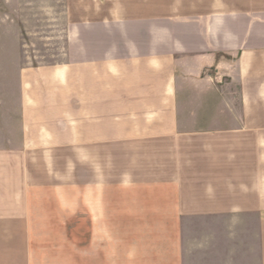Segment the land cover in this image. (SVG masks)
<instances>
[{
    "label": "crops",
    "instance_id": "crops-1",
    "mask_svg": "<svg viewBox=\"0 0 264 264\" xmlns=\"http://www.w3.org/2000/svg\"><path fill=\"white\" fill-rule=\"evenodd\" d=\"M113 1L76 21L61 61L20 64L1 89L0 264H82L83 249L114 264L111 242L74 239L72 259L33 243L79 236L83 219L112 237L115 197H87L85 211L81 196L46 193L114 183H224L232 196H122V219L173 221L169 247H147L155 264H264V0ZM37 73L51 80L23 77ZM35 192L73 211L35 212Z\"/></svg>",
    "mask_w": 264,
    "mask_h": 264
},
{
    "label": "rangeland",
    "instance_id": "rangeland-1",
    "mask_svg": "<svg viewBox=\"0 0 264 264\" xmlns=\"http://www.w3.org/2000/svg\"><path fill=\"white\" fill-rule=\"evenodd\" d=\"M129 1V0H128ZM120 2L128 3L126 0ZM116 3L113 0H0V117L10 115L9 109L2 101L4 86L19 83V75L16 67L20 64H28L37 67L41 64L56 63L63 59V52L72 50L73 43L70 37L75 35L82 26L75 25L81 18H99L105 15V4ZM103 9V12H102ZM76 32V33H75ZM24 78L36 82H49L51 77L45 75L29 74ZM60 164L66 163V167L72 164V150H65L63 155H57ZM63 159V162H62ZM214 187V190H213ZM224 183H114L108 188L83 187L74 189L67 187L63 190L55 189L54 193H46L47 196H65L73 199L74 196L82 197V209L89 210V202L85 198L96 194L115 197L113 209V235L105 233L91 237L88 234L89 220H82L81 235H36L33 243L36 248L42 250L45 257L57 256L59 259L73 258V248L69 245L76 242L82 247L89 248L94 244L104 247L106 241L113 244L114 264H153L152 252H146L147 247H169V233L172 220H145L140 226L137 222L130 224L121 216V197L127 195L155 196V195H186L187 191L192 195L203 190L210 191V195H231L232 190L221 188ZM213 191V193H212ZM46 196V197H47ZM232 196V195H231ZM34 211L66 210L73 211V204L65 206L60 202L42 203V194L34 193ZM119 198V199H118ZM37 201V202H36ZM73 224V221H69ZM44 229V228H43ZM139 233V234H137ZM150 243V244H147ZM155 243V244H153ZM142 252H138V247ZM123 247L130 248V258L123 255ZM71 249L69 255L63 250ZM132 249H135L132 251ZM144 252V253H143ZM67 255V257L65 256ZM82 264H89L91 256L83 249ZM163 257V258H162ZM159 263H168V253L162 254ZM140 258L142 261H140ZM155 264V263H154Z\"/></svg>",
    "mask_w": 264,
    "mask_h": 264
}]
</instances>
